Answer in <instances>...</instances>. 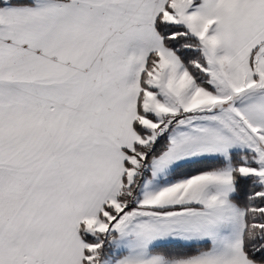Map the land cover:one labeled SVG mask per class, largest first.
<instances>
[{
  "label": "snow or ice",
  "instance_id": "obj_1",
  "mask_svg": "<svg viewBox=\"0 0 264 264\" xmlns=\"http://www.w3.org/2000/svg\"><path fill=\"white\" fill-rule=\"evenodd\" d=\"M0 264H264V0H0Z\"/></svg>",
  "mask_w": 264,
  "mask_h": 264
}]
</instances>
